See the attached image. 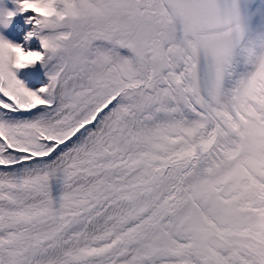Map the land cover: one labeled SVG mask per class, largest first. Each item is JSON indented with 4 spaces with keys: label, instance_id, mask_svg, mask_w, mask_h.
Listing matches in <instances>:
<instances>
[{
    "label": "snow or ice",
    "instance_id": "obj_1",
    "mask_svg": "<svg viewBox=\"0 0 264 264\" xmlns=\"http://www.w3.org/2000/svg\"><path fill=\"white\" fill-rule=\"evenodd\" d=\"M47 3L0 36V264H264V0Z\"/></svg>",
    "mask_w": 264,
    "mask_h": 264
},
{
    "label": "rangeland",
    "instance_id": "obj_2",
    "mask_svg": "<svg viewBox=\"0 0 264 264\" xmlns=\"http://www.w3.org/2000/svg\"><path fill=\"white\" fill-rule=\"evenodd\" d=\"M5 1L0 0V13L12 11L16 7V11L19 14H16V16L11 20L10 24L7 27H5L3 24H0V36H3L5 39L9 40L10 42L21 44L22 46L25 47V50L42 51L43 49L39 38L33 36L28 40L25 39L27 34L34 30V24L27 22L28 18L31 17L29 16V14H33V13L30 12L20 13L18 11V9L20 8V0H5ZM24 16H26L25 20L19 24V22L17 21L23 18ZM37 70L38 67L35 69L33 68L21 69L17 72V75L19 78L25 79V75L29 73L37 76L39 74ZM43 79H46V76Z\"/></svg>",
    "mask_w": 264,
    "mask_h": 264
},
{
    "label": "clouds",
    "instance_id": "obj_3",
    "mask_svg": "<svg viewBox=\"0 0 264 264\" xmlns=\"http://www.w3.org/2000/svg\"><path fill=\"white\" fill-rule=\"evenodd\" d=\"M55 6H56V0H48V3L44 7V11L51 14L52 12L55 11ZM33 59H37V57H30L27 55H20L19 60L21 63L29 62Z\"/></svg>",
    "mask_w": 264,
    "mask_h": 264
},
{
    "label": "trees",
    "instance_id": "obj_4",
    "mask_svg": "<svg viewBox=\"0 0 264 264\" xmlns=\"http://www.w3.org/2000/svg\"><path fill=\"white\" fill-rule=\"evenodd\" d=\"M38 67V75L36 76L37 78H44V74H45V69L40 65V64H37L33 69L37 68Z\"/></svg>",
    "mask_w": 264,
    "mask_h": 264
}]
</instances>
